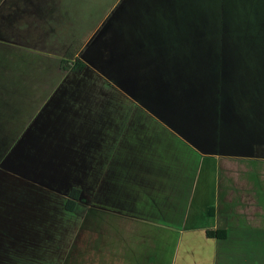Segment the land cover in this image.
<instances>
[{
    "label": "crops",
    "instance_id": "obj_1",
    "mask_svg": "<svg viewBox=\"0 0 264 264\" xmlns=\"http://www.w3.org/2000/svg\"><path fill=\"white\" fill-rule=\"evenodd\" d=\"M68 1L0 0V177L14 179L0 187V264H264V155L202 153L110 80L156 121L103 125L81 115L82 121L60 126L53 120L58 116V59L73 40L68 33ZM99 95L82 88L59 96L65 97L63 105L67 97L73 99L69 103L76 108V119L77 108L81 113L86 109L82 99ZM69 129L105 131L91 144L81 143L83 134ZM25 130H30L27 146L33 149L24 159L30 162L27 168L19 171L12 162L23 159L11 160L9 145L20 134L24 137ZM127 139H134L136 146L123 145ZM258 143L264 144V138ZM75 145L83 146L81 158L75 157L79 154ZM63 154L68 156L65 160L99 162L97 208L111 209L114 215L112 237L104 233L98 248H44L37 228L29 227L30 234L21 229L24 224L41 225L42 208H51L42 199L44 186L36 162H57ZM133 160L144 161L146 178L140 184L136 176L130 177L137 173L135 164H124ZM180 172L189 177L188 185L177 176ZM165 181L174 185L165 186ZM123 184H128L125 193ZM107 185L112 186L109 198ZM193 188L202 189L196 202L191 200ZM208 232L220 238H210ZM106 239L112 248H106Z\"/></svg>",
    "mask_w": 264,
    "mask_h": 264
},
{
    "label": "trees",
    "instance_id": "obj_2",
    "mask_svg": "<svg viewBox=\"0 0 264 264\" xmlns=\"http://www.w3.org/2000/svg\"><path fill=\"white\" fill-rule=\"evenodd\" d=\"M124 1L128 4L122 11V21L112 29L115 38L106 34L99 46L86 52L101 74L202 153L252 154L254 147L260 145L258 138H264V94L256 87L248 92L252 85L244 90L243 85L233 84L232 75L240 78L241 69L221 61L224 52L217 50L215 41L217 36L227 34L248 37L264 48V0H237L232 25L226 16L228 0ZM77 51L63 58L62 72L82 73L86 69L88 64L77 58ZM151 56L157 62L144 65ZM135 60L142 63L143 71H150L142 93L128 83L122 84L123 79L134 84L129 76L135 71ZM208 75L217 77L215 85L211 81L209 89L198 94ZM155 77L159 79L156 84ZM206 99L208 106L203 102ZM194 119L198 121L195 123ZM235 138L239 140L237 149L232 142ZM224 141L228 147L222 149ZM78 197L75 192L74 200L66 205L68 212H75ZM208 236L220 238V234L212 232ZM224 237L225 233L221 238Z\"/></svg>",
    "mask_w": 264,
    "mask_h": 264
},
{
    "label": "rangeland",
    "instance_id": "obj_3",
    "mask_svg": "<svg viewBox=\"0 0 264 264\" xmlns=\"http://www.w3.org/2000/svg\"><path fill=\"white\" fill-rule=\"evenodd\" d=\"M69 10L67 16V25L69 30V37L72 34V42L68 41V50L62 49V58L58 59V63H61L62 59L67 54H72L77 51L79 53V59L85 61L89 67L88 70L84 71L81 74L77 75H65L66 73L59 71V81H58V104L56 109L58 108V116L53 118L57 123L61 125H65L62 123L65 122H76L82 121L80 116L82 115L83 120L95 119V121L102 122V124L106 125L109 121L113 123L120 124L122 122H133L134 125L137 123H141L142 121L149 120L156 121L152 119V117L146 113L141 106L126 96L123 92L119 91L118 88L113 85L109 80H107L101 72L98 70L96 62L93 61L86 52L91 49L92 51L99 46V43L102 42L104 36L106 34H110V36L114 39L116 36L115 31L112 29L116 26L118 27V23L121 22V14L122 11L125 10L127 6V1L124 0H69ZM228 8L226 12V16L229 21V25H232V20L234 19V15L236 14L233 10L235 4H237V0H228ZM61 15V14H60ZM63 20V17L59 18ZM125 19H123L124 21ZM127 22L123 23L126 25ZM117 24V25H116ZM120 24V23H119ZM70 28V29H69ZM118 37V36H117ZM116 37V38H117ZM69 39V38H68ZM215 44L217 50H222L224 52L221 61L226 63H230L232 66L239 67L241 69L240 78L236 79L235 75H232L233 84L241 87L246 90L249 88V85H252L251 89L248 92H251L254 87L258 88L259 92L264 94V48L260 46H256L248 37H238V36H227L224 34L222 37L216 38ZM81 48L83 51H81ZM87 48V50H85ZM103 48V47H102ZM115 48V47H114ZM216 50V49H215ZM216 50L217 54L218 51ZM81 51V52H80ZM103 51L106 53L105 49ZM148 63H143L144 65H149L151 61L157 62V59L154 56H151V59H147ZM228 62V63H227ZM152 64V63H151ZM61 65V64H60ZM59 65V67H60ZM135 71L130 74L131 80L134 81V84L129 82L126 79H123L124 85L128 83L133 86V88H137L142 93L147 88L149 77L147 73V69L145 71L142 70V63L138 60H135L134 63ZM157 66V63L156 65ZM153 66H149V69H152ZM253 68H258L259 70H253ZM206 83H204V88H201L198 94L206 92L209 88L210 82L213 81V85L217 81V77L215 75L206 76ZM240 81V85H238L237 81ZM177 83L179 82V78L176 79ZM125 82V83H124ZM158 77H155L154 83H158ZM130 86V88H131ZM84 89V90H93L96 94H100L99 96H87L83 104V109L85 112L81 113V109L77 108L78 117L73 119V114L76 108L70 106V102H72L71 97H67L66 103L63 105V99L65 97H60L61 92L67 90L70 91L74 89ZM117 88V89H116ZM136 91V90H135ZM254 91V90H253ZM79 93V92H78ZM84 97V96H83ZM88 100V101H87ZM162 100V99H161ZM183 102V100L181 101ZM206 106L209 105L207 99L203 101ZM88 103V104H86ZM140 103V102H139ZM186 104V102H183ZM157 104V103H156ZM87 105V106H86ZM93 105H95L93 107ZM86 106V107H85ZM75 109V110H74ZM95 110V111H94ZM100 110V111H98ZM93 111V112H92ZM92 112V113H90ZM76 116V115H75ZM44 117V114H43ZM99 117V119H98ZM113 118V120H111ZM145 118V119H144ZM116 120V121H115ZM195 123L198 121L194 119ZM202 125H203V120ZM90 122V121H87ZM200 122V120H199ZM207 122V120H206ZM29 125V122H27ZM59 124V125H60ZM123 124V123H122ZM27 125V126H28ZM60 125V126H61ZM121 125V124H120ZM216 125V123H215ZM204 128H207L204 127ZM28 130V129H26ZM25 130V132H26ZM70 133L74 134L76 132H81L85 138H80L79 140L82 142H90L91 144L95 142L98 138L99 132H103L105 130L98 129H69ZM31 132H34L31 130ZM61 132V130H58ZM107 132V130H106ZM109 132V131H108ZM107 132V134H108ZM139 132V131H138ZM30 130L20 134L14 141L10 142L9 145V153L10 159H23L22 161L13 160L12 163L16 164L17 169L21 171L23 168H27L28 163L26 162V153H31L32 147L27 146V140L29 138ZM236 137V135H235ZM16 140V141H15ZM238 138H235L234 148L237 149L239 146L236 145L238 143ZM123 145L129 144L134 148L136 144L134 143V139L130 141L127 139ZM264 144L261 146L254 147V153L256 155L263 156L264 155ZM45 146H42V148ZM228 146L225 144V141L222 143V149L227 148ZM69 148V147H68ZM75 150L78 151L79 157L80 154H83V146H74ZM91 151L94 150L93 147L90 148ZM97 151V150H96ZM61 153H65V150H59ZM135 152V150H134ZM129 153V152H128ZM133 153V151H132ZM126 155V154H125ZM125 155L123 158H125ZM66 157L59 156L57 162L52 161H38L36 162V166L40 173L39 181L44 186L42 199L43 201L50 202L49 209L42 208V224L41 225H23L21 229L24 233H29V227H35L38 230L36 234L41 236L44 240H42V246L44 248H58L61 250L75 248V249H93L98 248V238H100L101 242L103 241V235L105 233L106 236L112 237V220L111 216L114 215L111 209H98V198L99 193L97 191V180H98V161L96 159L91 161H85L81 159L75 160H65ZM112 164L113 162H109ZM130 163L135 164L136 172L135 175L132 173L130 177L134 178L136 176L137 182H143L146 178V170L142 167L144 164L143 160H138L135 162H124L125 165H129ZM86 174H83L82 168L85 166ZM108 165V162H107ZM124 166V165H123ZM138 167V168H137ZM124 168V167H123ZM88 172V174H87ZM152 172V171H151ZM124 174V170L122 172ZM190 175V172L188 173ZM177 176L184 179L185 185L186 180L189 177L186 173L180 172ZM108 179V178H107ZM167 179V176L164 177ZM174 178L171 177V181L174 182ZM180 179V178H179ZM156 180V179H155ZM14 181L13 178L6 177L3 179L0 177V187H6L11 185ZM20 181V180H19ZM10 182V184H9ZM21 182V181H20ZM168 184H167V183ZM22 183V182H21ZM126 184V181L123 182ZM165 186L174 185L169 184L168 181H165ZM121 185V190L125 193L127 185ZM112 186L107 185V190L109 192L106 193L107 198L111 192L110 188ZM137 187H140L137 184ZM194 187V186H193ZM47 188L51 189V191H45ZM75 192H78L79 197L77 200V208L75 212L70 213L66 209V205L70 200H74ZM140 195V193H138ZM202 189H197L194 191L192 189L191 200L197 201V198H201ZM167 196V195H165ZM178 196V194H177ZM168 197V196H167ZM178 198V197H177ZM1 200V199H0ZM140 200H142L140 198ZM165 200V198H164ZM50 217V218H49ZM48 218L50 220H48ZM165 219V218H164ZM163 219V220H164ZM169 220V219H168ZM171 224V223H169ZM168 225V224H167ZM20 227V226H19ZM143 229V228H141ZM98 233H100V237H98ZM102 233V234H101ZM30 234V233H29ZM124 237V232H123ZM51 239V240H49ZM106 248L111 247L112 245H108V239H106Z\"/></svg>",
    "mask_w": 264,
    "mask_h": 264
}]
</instances>
